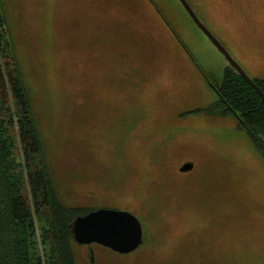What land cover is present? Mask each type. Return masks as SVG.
<instances>
[{"label":"rangeland","instance_id":"374dc122","mask_svg":"<svg viewBox=\"0 0 264 264\" xmlns=\"http://www.w3.org/2000/svg\"><path fill=\"white\" fill-rule=\"evenodd\" d=\"M2 1L60 198L131 211L150 231L129 253L83 244L78 263L264 264V138L214 107L205 76L219 83L230 62L183 4L155 0L176 34L148 0L140 15L126 0ZM187 1L264 79V0Z\"/></svg>","mask_w":264,"mask_h":264},{"label":"trees","instance_id":"16d2710c","mask_svg":"<svg viewBox=\"0 0 264 264\" xmlns=\"http://www.w3.org/2000/svg\"><path fill=\"white\" fill-rule=\"evenodd\" d=\"M109 1L106 0L105 4ZM138 1H124L126 7L121 10L140 15L143 10H149L147 4L152 3L155 6L152 13H158L177 34L155 0H148L147 4L146 0H140V4ZM119 18L110 23L103 19L100 22L119 24L128 19ZM7 23L3 1L0 0V264H79L78 249L83 244L75 240L70 224L77 215L98 208L72 206L60 198L36 118L32 93L20 61L21 55L9 36ZM137 34L132 27L130 38L135 37L132 41L138 40ZM224 72L219 83L211 82L205 74L218 94L219 104H214V107L222 105L225 111L236 114L241 127L246 128L253 140L262 146L264 99L231 64ZM253 81L264 92V79ZM194 168L193 164L186 171ZM145 219L150 230L148 217ZM142 226L145 240V234L150 231H145L143 222ZM143 244L144 241L139 247ZM92 252L90 249L88 257L91 261Z\"/></svg>","mask_w":264,"mask_h":264},{"label":"water","instance_id":"95a60500","mask_svg":"<svg viewBox=\"0 0 264 264\" xmlns=\"http://www.w3.org/2000/svg\"><path fill=\"white\" fill-rule=\"evenodd\" d=\"M179 1L183 3L195 24L211 39L236 71L241 73L246 81L256 88L262 99H264V92L261 87L253 81L241 64L231 56L227 47L220 42L212 30L207 28L194 11L190 2L187 0ZM192 166V162H186L180 167V170L186 171ZM70 228L75 240L80 244L98 243L122 253H129L138 248L144 237L143 226L139 217L131 211L120 208L102 207L90 210L83 215H77L70 224Z\"/></svg>","mask_w":264,"mask_h":264}]
</instances>
